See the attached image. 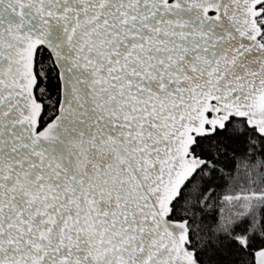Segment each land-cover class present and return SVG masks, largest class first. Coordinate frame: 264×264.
<instances>
[{"label": "snow or ice", "instance_id": "snow-or-ice-1", "mask_svg": "<svg viewBox=\"0 0 264 264\" xmlns=\"http://www.w3.org/2000/svg\"><path fill=\"white\" fill-rule=\"evenodd\" d=\"M0 264H264V0H0Z\"/></svg>", "mask_w": 264, "mask_h": 264}, {"label": "water", "instance_id": "water-1", "mask_svg": "<svg viewBox=\"0 0 264 264\" xmlns=\"http://www.w3.org/2000/svg\"><path fill=\"white\" fill-rule=\"evenodd\" d=\"M190 143V139L188 141ZM187 150L186 145H185V151ZM197 161H186L183 165L181 170L176 176V179L173 181L172 185L170 188L167 190V198L171 199L173 196L176 195L177 189L179 186L183 183L184 179L189 176L194 168L197 166Z\"/></svg>", "mask_w": 264, "mask_h": 264}, {"label": "trees", "instance_id": "trees-1", "mask_svg": "<svg viewBox=\"0 0 264 264\" xmlns=\"http://www.w3.org/2000/svg\"><path fill=\"white\" fill-rule=\"evenodd\" d=\"M239 180H240V177H237V180L233 181V183H237ZM235 203H236V202L233 201V204H235ZM248 207H249V205H248L247 203H245V204H244V208H245V210H247Z\"/></svg>", "mask_w": 264, "mask_h": 264}]
</instances>
